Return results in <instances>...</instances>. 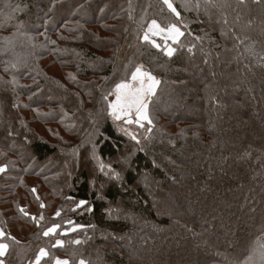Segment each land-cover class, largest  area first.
<instances>
[{"label":"trees","instance_id":"16d2710c","mask_svg":"<svg viewBox=\"0 0 264 264\" xmlns=\"http://www.w3.org/2000/svg\"><path fill=\"white\" fill-rule=\"evenodd\" d=\"M170 2L0 0L12 260L264 264V0ZM152 21L184 32L173 56L143 39ZM136 66L160 85L130 136L110 98Z\"/></svg>","mask_w":264,"mask_h":264},{"label":"snow or ice","instance_id":"6c2138e0","mask_svg":"<svg viewBox=\"0 0 264 264\" xmlns=\"http://www.w3.org/2000/svg\"><path fill=\"white\" fill-rule=\"evenodd\" d=\"M163 2L169 7L170 10L175 11V8L173 7V4L170 2V0H163ZM153 24L155 25V22H153ZM177 34H179L178 31H177ZM144 39L145 40L148 39L147 34L144 36ZM50 42L55 43L54 41H50ZM173 54H174L173 49L171 48L166 49L167 56L171 57L173 56ZM131 77H132V81L138 82L140 87L136 88L135 91H133L134 84L122 83L118 85L117 94H118L119 100L117 104L112 105L113 116L115 119H121L122 117L119 114L120 112H124L126 116L130 115L131 109L134 107L136 111V115H137L136 122L139 124V126L144 127V122H147L149 125H151L152 120L149 118L148 108L142 98L145 95L154 94V89L156 88L159 82L150 73L145 72L142 66H136L135 71L131 73ZM70 78L74 80L75 76H70ZM129 98L132 99V103H122L124 101H127ZM132 122L133 121L128 120V123H132ZM151 130L152 128L150 127L149 131ZM123 131L126 134L128 133L127 129H123ZM3 170L5 171V168H3ZM79 206L83 207L84 204H80ZM7 247L8 246L4 244L2 248H0V251H3L5 254Z\"/></svg>","mask_w":264,"mask_h":264},{"label":"rangeland","instance_id":"374dc122","mask_svg":"<svg viewBox=\"0 0 264 264\" xmlns=\"http://www.w3.org/2000/svg\"><path fill=\"white\" fill-rule=\"evenodd\" d=\"M162 27V26H161ZM171 27H175V26H170L169 28H171ZM177 27V26H176ZM169 28H164V29H169ZM177 28H179V27H177ZM180 29V31L182 32V36H181V38L183 37V34H184V32L182 31V29L181 28H179ZM147 30V29H146ZM146 32V31H145ZM144 36H145V33L143 34V39H144ZM174 37V36H173ZM173 37H169V39L170 40H157V39H154V38H152L151 39V37L150 36H148V39L146 40V41H148L150 44H152V45H154L155 47H157V48H161V49H164V52L166 53V49H169V48H171V49H173L174 50V52H175V45L181 40H179L177 43L175 42V40H176V38L174 37V39H173ZM145 40V39H144ZM156 79V78H155ZM159 83H160V81L158 80V79H156ZM205 80H207V78L205 79ZM208 81V80H207ZM128 83H131V84H134V88H133V91H135V89L136 88H138V87H140V85H139V83L138 82H133L132 81V79H131V81L130 82H128ZM158 83V85L156 86V88L154 89V94H151V95H145L142 99H143V101H144V103L146 104V106H147V108H148V114H149V107H150V103H151V100L154 98V96L156 95V92H157V90H158V87H159V84ZM118 87V86H117ZM117 87L115 88V90H114V92H113V94H112V96H111V98H110V114H111V116L114 118V116H113V108H112V105H115V104H117L118 103V100H119V97H118V94H117ZM122 103H132V99L131 98H129L127 101H124V102H122ZM220 107H218V109H215V110H213V111H211L210 113V115H211V117H213V118H215V117H217L218 116V110H220V109H222L223 108V106L220 104L219 105ZM120 115H121V119H115L118 123H119V125H120V128L122 129V131H123V129H127L128 130V133L127 134H129L130 136H135L136 134H137V128L138 129H144V130H148L149 129V127L151 126V125H149L147 122H144V127H140L139 126V124L136 122L137 121V115H136V111H135V108L133 107L132 109H131V114L130 115H125V113L124 112H120L119 113ZM149 118H150V116H149ZM128 120H131V121H133L132 123H128ZM36 219H38V224H40L41 226H43L44 225V216H36ZM55 230H56V228H52L51 230H49V233H54L55 232ZM156 230V229H155ZM157 231V230H156ZM230 247V246H229ZM193 252V251H192ZM150 254V256L152 255V253H149ZM194 254H195V252H194ZM11 253H9V255L7 256V258H6V260H4V264H8L9 262H11L10 264H16V261H18V263L19 264H22L21 263V261L23 260V256H21V257H18V260H12V258H11ZM173 258V257H172ZM151 260H152V258H147L146 259V262L148 263V264H150L151 263Z\"/></svg>","mask_w":264,"mask_h":264},{"label":"crops","instance_id":"0c3cea01","mask_svg":"<svg viewBox=\"0 0 264 264\" xmlns=\"http://www.w3.org/2000/svg\"><path fill=\"white\" fill-rule=\"evenodd\" d=\"M153 22H155V25L153 24ZM177 31L179 34H177ZM146 34L148 36H150L151 39L154 38L157 40H170L169 37L174 36L176 38V40H175L176 43L181 39V36H182V32L176 26L171 27L169 29H164L163 27H161V25L157 21H152L148 25V28L145 32V35ZM5 238H6V235L0 230V248H2V246L4 244H6L8 246L5 254L3 251H0V264H4V260H6L9 253H11V249H10L9 244L7 242L2 241ZM45 255H46V253L43 251L40 255V259L42 257H45Z\"/></svg>","mask_w":264,"mask_h":264}]
</instances>
